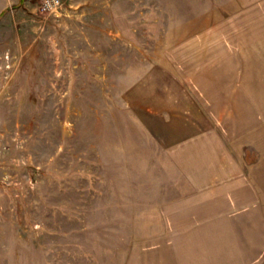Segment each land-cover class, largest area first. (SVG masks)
I'll list each match as a JSON object with an SVG mask.
<instances>
[{"label": "rangeland", "instance_id": "374dc122", "mask_svg": "<svg viewBox=\"0 0 264 264\" xmlns=\"http://www.w3.org/2000/svg\"><path fill=\"white\" fill-rule=\"evenodd\" d=\"M5 7L0 264H124L137 244H264V42L238 56L234 42L216 40L223 50L210 55L195 41L219 24L229 31L239 0H65L49 17L35 0ZM164 65L179 68L176 79L210 81L215 100L233 106L228 117H239L209 154L212 183L183 168L196 153L176 139L162 144L129 103V88L158 80L151 71ZM239 80L247 119L235 105ZM197 190L254 197L246 215L225 220L204 216Z\"/></svg>", "mask_w": 264, "mask_h": 264}, {"label": "crops", "instance_id": "0c3cea01", "mask_svg": "<svg viewBox=\"0 0 264 264\" xmlns=\"http://www.w3.org/2000/svg\"><path fill=\"white\" fill-rule=\"evenodd\" d=\"M0 1L7 2L8 0ZM239 4V9L232 13V19L229 18L231 22L229 20L225 21L226 25H230V27L227 26L231 28L229 31L228 29L226 32L217 31L216 27L219 24L214 27L213 31L198 35L197 40H195L206 42L204 49L210 51V55H217V51L223 50V48L216 49V40L234 42L235 50H240V52L236 53L238 56H243V54L247 56L248 53H243V50H247L248 42H264V0H239ZM6 9L5 7L1 10L0 15ZM221 35H224V37H220ZM195 44L196 42L194 41L189 44L190 50L193 47V50H196ZM209 46L210 48L208 49ZM263 46L264 44L259 47ZM193 54L196 55L191 53V55ZM151 72H157L159 79L148 81L144 84H142L143 82H138L135 86L130 87L129 103L136 108V112L144 115L145 123L148 124L151 130L160 131L156 135L161 137L162 144L176 139L178 141L177 144L180 145L179 148L183 147L189 152L196 153L198 157L195 158L194 164L183 165V168H198L202 179L205 177V182L208 179V183H212L215 173H212V170L218 168V161L214 163V159L210 160L209 154L212 155L222 150V145L225 141H221V137L226 135L230 137L226 130L227 123L233 118L235 120L239 118L232 117V112L231 117H228L230 107L233 106L230 105L229 107V104H225L224 96L220 97L218 101L217 99L215 100L219 93H214L215 88L210 84V81L186 82L176 79V73L178 76L180 72L178 67L164 65ZM230 82L232 84L233 80ZM246 82L239 80L237 85L238 92L235 105H237L236 109L240 112L241 118L245 117L242 116L245 115L243 108H249L247 103L249 99L246 97L247 94L245 92L247 90ZM227 84L229 83L221 85L225 86ZM199 89L208 91L206 93L203 90L200 92ZM243 100H245V103H243ZM261 100V103H263V99ZM244 119H247V117ZM252 119L259 120V117ZM151 120H154L152 125L148 123ZM173 150L171 148L168 149V151ZM210 164H213V166ZM195 194L198 196L196 200L204 202L202 205L204 208H199L204 212V216L225 217V220L228 216L239 215L243 217L246 215L245 211L249 210L248 199H253L254 197V194L246 198L243 195H232L230 193H220V196H217V192L201 193L198 190ZM258 195L259 193H257ZM211 200L215 203L220 201V208L214 204V208L211 207L213 208L211 209ZM227 201L229 205L225 206L223 203ZM196 205L192 206L193 209H196ZM212 210L214 213H211ZM193 214L194 212L190 213V215ZM221 218L214 226L223 225L225 220ZM189 224L192 225V228L186 231L194 232V225L196 224L194 222ZM137 245H139L136 248L138 251L134 252L136 256L127 257L124 264H264V244ZM112 264L121 263L113 261Z\"/></svg>", "mask_w": 264, "mask_h": 264}, {"label": "built area", "instance_id": "2783aa9c", "mask_svg": "<svg viewBox=\"0 0 264 264\" xmlns=\"http://www.w3.org/2000/svg\"><path fill=\"white\" fill-rule=\"evenodd\" d=\"M38 13L45 17L58 15L64 7L65 0H35Z\"/></svg>", "mask_w": 264, "mask_h": 264}, {"label": "trees", "instance_id": "16d2710c", "mask_svg": "<svg viewBox=\"0 0 264 264\" xmlns=\"http://www.w3.org/2000/svg\"><path fill=\"white\" fill-rule=\"evenodd\" d=\"M5 11H6V10H4V11L2 12V14H3ZM2 14H1V15H2Z\"/></svg>", "mask_w": 264, "mask_h": 264}]
</instances>
